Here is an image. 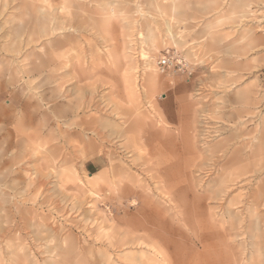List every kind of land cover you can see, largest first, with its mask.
<instances>
[{
    "label": "rangeland",
    "instance_id": "374dc122",
    "mask_svg": "<svg viewBox=\"0 0 264 264\" xmlns=\"http://www.w3.org/2000/svg\"><path fill=\"white\" fill-rule=\"evenodd\" d=\"M29 1L0 0V264H264V174L210 159L264 136V0H77L70 53Z\"/></svg>",
    "mask_w": 264,
    "mask_h": 264
},
{
    "label": "bare ground",
    "instance_id": "6f19581e",
    "mask_svg": "<svg viewBox=\"0 0 264 264\" xmlns=\"http://www.w3.org/2000/svg\"><path fill=\"white\" fill-rule=\"evenodd\" d=\"M20 1V0H19ZM39 2V4L37 3H33V2ZM30 0L29 2H32V7L29 9L30 12L32 13V15L34 16L33 18V22H32V32L31 34H37V39L38 41H40L41 45H47L49 46L51 49L56 50L57 48H62L64 47V49H66L67 51L69 50V53L71 52L70 49L65 48L66 45V35H74L76 33H72V32H78V26L75 27L73 25V18L74 16L78 13H75V11H73L74 8L77 7V5H79V2L77 0ZM176 1V0H174ZM180 1V0H179ZM25 2V1H23ZM24 4V3H23ZM27 3H25L26 5ZM96 4V3H95ZM112 3H110L109 7L111 6ZM28 5V4H27ZM97 5V4H96ZM25 7V6H24ZM27 7V6H26ZM23 8V7H22ZM111 9V8H110ZM26 10V8H25ZM106 8L101 7L100 9L98 8V13H101L103 11H105ZM113 10V9H112ZM109 11V10H108ZM255 11V10H254ZM111 12V11H110ZM113 12V11H112ZM81 13V12H79ZM78 13V15H79ZM97 13V12H96ZM114 13V12H113ZM77 15V16H78ZM111 15V14H110ZM113 15V14H112ZM263 15V14H262ZM111 17V16H110ZM110 20V19H109ZM108 20V21H109ZM19 22V21H17ZM81 23V22H80ZM79 23V24H80ZM20 24V22L18 23ZM17 24V25H18ZM30 25V24H29ZM29 27V26H28ZM27 27V30H28ZM81 27V26H80ZM79 27V28H80ZM82 28V27H81ZM80 28V29H81ZM13 29H15L13 27ZM19 30V29H18ZM72 30V31H70ZM14 31V30H13ZM80 34V32L78 33ZM95 34V33H94ZM65 35V36H64ZM79 36V35H78ZM73 37V36H72ZM15 38V37H14ZM62 39V40H61ZM147 40V39H146ZM145 40V41H146ZM68 44V43H67ZM74 46V44H73ZM72 49V48H71ZM75 49V48H73ZM82 49V48H81ZM63 50V48H62ZM61 51V50H60ZM64 52V51H63ZM61 52L58 53L59 57L58 59H63L64 56L60 55ZM67 54V53H66ZM65 54V55H66ZM68 57L70 56L69 54H67ZM67 57V56H66ZM146 60H148V57ZM70 59V58H69ZM66 60V59H63ZM67 61L68 58H67ZM66 61V62H67ZM69 63V62H68ZM146 69L148 71V81L150 83H156L157 82V78L150 73V71L148 70V66H152L150 65V62H144ZM134 71V70H133ZM227 74V73H226ZM142 75V74H141ZM29 77V76H28ZM47 109V108H46ZM247 118V117H246ZM245 120H248L245 119ZM244 120V121H245ZM68 122V121H67ZM243 122V121H242ZM159 124V123H158ZM243 124V123H242ZM242 127V126H240ZM238 128V127H236ZM263 134L260 133V135L258 137H254L253 141H249L247 144L242 143V147H237L235 149L234 145L231 146L230 149L225 148L226 145H222L221 149H216L215 151H213L211 153L210 159L212 160V164L213 165H218L220 162L222 163L220 166L221 172L224 174H228L226 175L227 177H232L233 179H238V178H242L247 174H250L251 176L254 177H258L261 176L262 174H264V136H262ZM108 140V139H107ZM110 141V140H109ZM112 142V141H111ZM239 143H241L239 141ZM228 145V144H227ZM129 147H135V145L132 143H127V145H125L123 148L124 149H128ZM230 147V146H229ZM233 149V150H232ZM209 151V150H208ZM217 152V153H216ZM249 152V153H248ZM163 151L160 148H157V150H155L153 153H151V157L154 155H157L155 157L156 160V169L158 172H161L162 170L166 169V164L170 161L169 157H163L162 156ZM210 153V152H208ZM216 154H218L216 156ZM210 160V161H211ZM133 164L134 161H132ZM240 165H244L243 168L238 172H234V171H227L229 168H232L234 166H240ZM214 167V166H213ZM93 176V175H92ZM231 181V180H230ZM227 182V181H226ZM229 182V181H228ZM243 182V181H242ZM236 183V182H235ZM241 183V182H240ZM227 184V183H226ZM225 185V184H223ZM222 186V185H221ZM227 186V185H225ZM255 186V185H254ZM230 187V186H229ZM228 188V186H227ZM241 188V187H240ZM224 191V190H223ZM228 191V189H227ZM229 192V191H228ZM226 193V192H225ZM264 193V186L263 185H257V189H256V194H258V196H262V194ZM215 194V193H214ZM220 194V193H218ZM227 194V193H226ZM235 194V193H234ZM91 195V194H90ZM216 195V194H215ZM46 199V198H45ZM134 201V200H133ZM242 203V202H241ZM256 204V203H255ZM246 205V204H245ZM38 213V212H37ZM219 216V215H218ZM55 219V218H54ZM254 218H252L253 220ZM261 220V219H260ZM52 221V220H51ZM251 221V220H250ZM255 221V220H254ZM253 221V222H254ZM20 222V221H19ZM227 222V221H226ZM262 222V221H261ZM232 223V222H231ZM257 224V220L255 222ZM260 223V222H259ZM227 224V223H226ZM251 224V223H250ZM22 225V224H21ZM225 225V224H224ZM257 226V225H256ZM229 227V226H228ZM257 228V227H256ZM231 230V229H230ZM251 230V229H250ZM262 234H264V229H261ZM255 232V231H254ZM251 234V233H250ZM253 234V233H252ZM258 234V232H257ZM44 235V234H43ZM253 236V235H251ZM250 236V237H251ZM259 236V234H258ZM257 237V235H256ZM254 238V237H253ZM256 239V238H254ZM252 240V239H250ZM258 240V239H257ZM4 241V240H3ZM234 242V241H233ZM256 242V241H255ZM258 243V242H257ZM255 244V243H254ZM256 246V244L254 245ZM22 249V247L20 248V250ZM31 251V250H30ZM41 252V251H40ZM255 252H257L258 254V249L256 248ZM208 253V251H207ZM209 254V253H208ZM259 255V254H258ZM30 254L22 255V259L25 260L27 262V264L31 262V260L29 259ZM56 256H60L59 254H56ZM18 256H14L13 258H10L11 261L15 260L16 262L19 261L17 260ZM32 257V256H31ZM48 257V256H47ZM35 258V257H34ZM20 259V258H19ZM78 259V258H77ZM34 260V259H33ZM58 262V261H56ZM261 263V262H259ZM257 262V264H259ZM45 264H56V263H46Z\"/></svg>",
    "mask_w": 264,
    "mask_h": 264
},
{
    "label": "built area",
    "instance_id": "2783aa9c",
    "mask_svg": "<svg viewBox=\"0 0 264 264\" xmlns=\"http://www.w3.org/2000/svg\"><path fill=\"white\" fill-rule=\"evenodd\" d=\"M177 64H174L173 57L167 52L163 55L156 63L157 68L161 72L169 71L172 68H178L179 70H185V63L181 61H176Z\"/></svg>",
    "mask_w": 264,
    "mask_h": 264
}]
</instances>
